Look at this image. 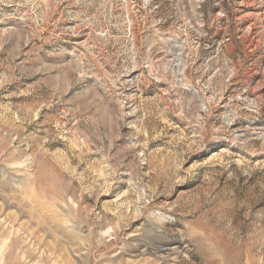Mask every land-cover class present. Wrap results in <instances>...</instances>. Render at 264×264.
Here are the masks:
<instances>
[{
    "label": "rangeland",
    "instance_id": "374dc122",
    "mask_svg": "<svg viewBox=\"0 0 264 264\" xmlns=\"http://www.w3.org/2000/svg\"><path fill=\"white\" fill-rule=\"evenodd\" d=\"M0 264H264V0H0Z\"/></svg>",
    "mask_w": 264,
    "mask_h": 264
}]
</instances>
